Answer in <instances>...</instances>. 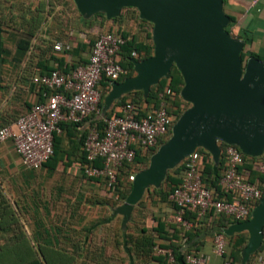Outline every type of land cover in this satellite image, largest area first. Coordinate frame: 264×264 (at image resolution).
Returning <instances> with one entry per match:
<instances>
[{
    "label": "crops",
    "instance_id": "crops-1",
    "mask_svg": "<svg viewBox=\"0 0 264 264\" xmlns=\"http://www.w3.org/2000/svg\"><path fill=\"white\" fill-rule=\"evenodd\" d=\"M223 11L230 19L227 31L244 42L242 53L264 56V0L255 5L254 0H224ZM125 13L123 8L114 18H108L103 12L86 16L75 0H0V127L14 123L31 107L46 101V92L34 83V78L55 69L66 72L86 63L92 37L106 32L128 33L138 42L146 43V25H140V29L135 25L129 27ZM97 16L103 17L97 18L102 26L87 29L81 23V19L90 21ZM138 16L144 20L140 13ZM153 32L154 27L155 50ZM58 42L69 44L72 50L55 52L54 45ZM132 77L101 86V115L91 116L79 125H62V133L56 135V154L41 169H26L11 141L0 145V223L3 224L0 233L15 231L16 238L24 239L23 252L56 255L54 264H159L144 255L141 245L144 238H152L156 245L166 247L183 245L190 238L182 232L178 240L175 230L178 225L173 220L177 209L159 194L168 175L181 163L167 170L159 186L149 185L138 202L128 203L137 177L150 169L153 157L172 136L165 143H158L146 167L137 164L130 168L123 177L125 186L117 190L109 188L102 179L84 174L83 141L97 118L121 113V101L124 98L130 101L134 92H141L144 98L150 94L135 90L109 100L114 84H122ZM198 149L206 154L200 166L203 173L206 165L212 167V174L207 176L212 182L222 164L221 148L218 158L208 149L199 147L195 151ZM243 173L249 179L252 176L250 171ZM129 185L131 189L124 197ZM209 188L221 199H232L222 188L220 192ZM252 212L246 221L252 219ZM215 216L194 232V246L207 259L206 264H222L221 257L214 254L213 227L229 238L244 234L247 242L240 252V262L235 264H254L253 256L262 245L246 258L250 232H231L242 222L224 226L219 215Z\"/></svg>",
    "mask_w": 264,
    "mask_h": 264
},
{
    "label": "water",
    "instance_id": "water-1",
    "mask_svg": "<svg viewBox=\"0 0 264 264\" xmlns=\"http://www.w3.org/2000/svg\"><path fill=\"white\" fill-rule=\"evenodd\" d=\"M83 15L103 12L118 16L136 8L154 24V55L135 62V75L114 84L109 100L135 90L150 93L176 66L184 79L182 97L192 104L172 130L171 139L153 157L149 170L135 182L128 203L135 204L149 185L159 186L168 169L199 147L220 155L218 142L237 146L244 155L264 153V62L241 61L244 42L227 31L224 0H75ZM248 230L247 257L264 239V197L250 221L231 232Z\"/></svg>",
    "mask_w": 264,
    "mask_h": 264
},
{
    "label": "built area",
    "instance_id": "built-area-1",
    "mask_svg": "<svg viewBox=\"0 0 264 264\" xmlns=\"http://www.w3.org/2000/svg\"><path fill=\"white\" fill-rule=\"evenodd\" d=\"M259 1L254 0V5ZM125 43L126 40L117 33H103L95 42L87 64L77 66L69 73L55 69L49 74L34 78L36 85L47 90L46 101L31 107L14 123L0 127V145L11 141L26 169L39 170L44 167L55 154V136L62 133L63 124H80L91 116L101 115L102 82H117L126 74L119 63V55ZM70 50L71 46L63 42L54 45L57 53ZM132 55L134 58L138 57L136 52ZM167 93L171 94V91L168 90ZM104 122L106 127L103 132L96 125L91 126L87 132L84 142V174L88 178L102 179L112 188L117 182L119 169L125 163L134 161L136 149L155 148L159 140L168 135L174 124V117L168 114L166 105L162 102L158 109L139 118L138 107L128 101L122 107L120 116L105 117ZM225 154L226 170L219 185L231 195L230 201L219 199L204 182L198 165V151L185 159L183 181L170 196V201L177 209L173 220L185 230L193 227L191 222L184 219L188 208L195 210L199 218L213 212L215 215L243 222L251 215V204L263 199L262 189L239 175V168L245 163L242 151L235 145L227 144ZM97 161H103V166L97 167ZM259 172L264 175V159ZM213 243L214 254L223 257L226 249L224 235L216 234ZM262 248L256 264H264V239ZM155 251L157 254L167 255L169 264H178L172 251L159 247ZM185 261L187 264H206L207 259L193 253L188 254Z\"/></svg>",
    "mask_w": 264,
    "mask_h": 264
},
{
    "label": "trees",
    "instance_id": "trees-1",
    "mask_svg": "<svg viewBox=\"0 0 264 264\" xmlns=\"http://www.w3.org/2000/svg\"><path fill=\"white\" fill-rule=\"evenodd\" d=\"M133 10V8H125L126 10ZM134 16V15H132ZM131 16L130 20H134V18ZM99 18H103L101 16H97L96 18L90 20V21H85L81 19V23L83 24V26H85L87 29H91L94 26H102L103 23L99 22L98 19ZM116 20H120V18L116 19ZM136 20L140 23V25H146V27L144 28V30L147 33V42L146 43H141L138 42V40L135 37H130V35L128 33H122L121 36L126 40L125 45L122 47V50L120 52V58H119V63L122 65V67L125 69L126 74L121 78V80L126 79L128 77H132L134 75L135 72V62L136 61H142L144 59H147L149 57L152 56L153 51H154V46L152 43V29H153V24L145 21V20H141L139 18V16H137ZM231 22H234V19L231 18ZM151 27V29H149L148 27ZM148 28V30H147ZM229 31V30H228ZM103 33H99L97 36H94L91 38L90 40V55H91V51L92 48L95 44V42L97 41V39L102 35ZM25 50H28V46L26 47ZM72 50V48H71ZM70 50V51H71ZM70 51H64L62 53H68ZM136 52L138 54L137 58L133 57V53ZM90 58V57H89ZM251 58L254 59H258L261 62H264V56H260L256 53H251L250 56H247L245 53L241 54V61L243 63V66L246 65L247 61ZM89 61V60H88ZM88 61L82 65H85L88 63ZM80 66V65H77ZM77 66H73L71 67L68 71H64L65 73H69L71 72L73 69H75ZM53 71V70H51ZM50 71V72H51ZM45 73V74H49ZM42 74V75H45ZM105 83H110V81L108 80H104L101 84V86H105ZM184 79L182 74L180 73V71L178 70V68L176 66H174L171 70V72L169 73V75L165 78H163L156 86L152 87L150 94L147 98L143 97V94L141 92H134L131 95V102L134 103L138 109H139V118L143 117L145 115H147L148 113L152 112L153 110H156L160 107L161 103L164 102L166 105V110L168 112V114L172 115L174 117V124L176 121H178L181 116L186 112V108L188 106V102L185 101L182 97V90L184 88ZM44 92H47V90L42 87ZM170 90L171 94H168L167 91ZM162 96V97H161ZM121 103H123V106L126 105L127 101L124 98ZM101 107V104H100ZM121 113L119 114H115V113H111V114H107L104 116V118H112L114 116H120ZM104 118H97L96 122L94 125H96L98 127V129L100 131H104L106 124L104 122ZM173 124V126H174ZM64 125V124H63ZM67 125V124H66ZM70 125H79V124H70ZM93 125V126H94ZM173 126L170 129L168 135L164 136V138H166V140H164L163 138H161L159 140V143H165L167 141V139L169 137L172 136V130H173ZM86 136L84 138L83 141V146H84V142H85ZM227 147L226 143H220V148L222 151V164L219 168V172L216 175L215 179L212 180V182H209V178H207V176L209 177L210 174H212V167L209 165H206L205 171L203 173V179L204 182L208 181L207 185L209 187H214L217 191L220 192L221 187L219 185L222 175L224 173V171L226 170V163H227V159H226V154H225V149ZM54 150H55V154H56V136H55V141H54ZM157 148H153V149H149V148H137L136 149V157L134 159L133 162L131 163H125L123 165V167H121L119 169V171L117 172V182L116 184L112 187V189H118L121 186H125V180H123V177L129 172L130 168H132L133 166L137 165V164H143L145 167L147 166L149 160H150V155L156 151ZM198 152L200 153V160H199V167L201 166V162H203L205 160V151L203 149H198ZM244 155V154H243ZM245 158V163L243 166H241L239 168V175L242 179H244L245 181L254 183L256 182V180H259V184L256 183V185L262 189V191L264 192V175L261 174L259 172V166L262 163L263 159H264V153L262 156L260 157H249L244 155ZM85 164H86V153H85ZM95 165L97 167H102L103 166V161H97L95 163ZM245 170L250 171V173L252 174L251 178L249 179V177L243 173L245 172ZM186 168H185V160L174 170L172 171L165 183H164V187L161 191H159L160 197L163 201L166 200H170V196L174 193V191L181 185L182 181H183V177L185 174ZM220 172H222V174L220 175ZM173 174V175H172ZM206 176V177H205ZM131 189V186L129 185L128 191L127 193H125L124 197L128 194L129 190ZM219 199H221L220 197H218ZM222 200H226V199H222ZM259 204V202L257 203H253L251 204L252 207V211L253 209ZM176 207V206H175ZM215 214L213 212L209 213L206 217L204 218H199L197 215V212L191 208L186 209V214L184 215V219L192 222L193 227L191 230L186 231L182 226L178 225L175 226V230H176V237L179 240L180 234L182 232L185 233L186 236H190V238L183 244V245H179V246H175L172 245L171 247H166L163 245H156L152 238L146 237L141 241V245L143 248V253L145 256H151L152 259L154 261H157L159 264H169L168 262V256L167 255H161V254H157L155 251L156 247H159L165 251H172L178 264H187L185 261V257L188 254H198L197 252V247L194 246L195 243L193 242L194 237H195V231H199V227H201L203 224L207 223L208 219L210 218H215ZM219 218H221L222 220V224L225 226L226 224H231L232 222H236L233 218L228 217V216H224V215H219ZM0 226H3V224L0 223ZM213 232L214 235L216 234H221V232L213 227ZM215 237V236H213ZM225 237L226 240V249H225V254L223 255V257H221L222 259V264L225 263H229V264H235L240 262V252L242 251L243 246L246 244L247 242V237L242 234L239 235L235 238H229V237ZM16 241L18 240V243H11L12 245L16 246L19 245L20 248H16V250H12L10 251L9 248H7L8 246H4V248L0 249V264H54L53 263V257L56 258V255H52V254H41L38 252H23L22 250H25L22 247V238L17 237L15 239ZM10 244V245H11ZM214 246V243H213ZM262 247L261 249L256 252L253 256V259L255 261L254 264L257 263V258L259 256V254L262 251ZM8 250V252L6 251Z\"/></svg>",
    "mask_w": 264,
    "mask_h": 264
},
{
    "label": "rangeland",
    "instance_id": "rangeland-1",
    "mask_svg": "<svg viewBox=\"0 0 264 264\" xmlns=\"http://www.w3.org/2000/svg\"><path fill=\"white\" fill-rule=\"evenodd\" d=\"M139 10L138 9H136V8H133V10L131 9V10H126V13H125V17L128 19V22L126 23V24H128V26L129 27H131L132 25H135V26H138L139 27V29H140V24H139V22L136 20V18H137V16L139 15ZM132 15H134V16H132ZM131 16L134 18V20L133 21H130V19H131ZM149 29H151V27L149 26L148 27ZM148 28H147V30H148ZM184 99V98H183ZM186 101V100H185ZM192 107V104L191 103H189L188 102V106H187V108H186V111H188L190 108ZM177 122L178 121H176L175 122V124H177ZM174 124V125H175ZM174 127V126H173ZM11 223H13V222H11ZM10 222H9V224H11ZM17 223H14V225H16ZM16 239V233H15V231H13L12 233H10V232H4V233H0V249L1 248H4V246H8V248L11 250H16V248H20V246L19 245H16V246H14V245H12L13 243H17V244H19L18 243V240L16 241L15 240ZM12 243V244H11ZM11 244V245H10ZM21 264V263H20Z\"/></svg>",
    "mask_w": 264,
    "mask_h": 264
}]
</instances>
